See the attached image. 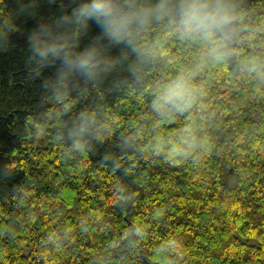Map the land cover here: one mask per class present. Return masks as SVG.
Listing matches in <instances>:
<instances>
[{
    "label": "trees",
    "instance_id": "trees-1",
    "mask_svg": "<svg viewBox=\"0 0 264 264\" xmlns=\"http://www.w3.org/2000/svg\"><path fill=\"white\" fill-rule=\"evenodd\" d=\"M79 2L42 0L39 14ZM231 3L223 61L156 25L142 39L154 58L129 53L57 97L44 86L57 66L28 62L39 16L0 0V32L14 25L0 43V264H264V0ZM100 32L91 22L81 46ZM201 61L199 103L154 112L157 85ZM86 111L97 122L76 147L69 132ZM185 127L197 146L179 151Z\"/></svg>",
    "mask_w": 264,
    "mask_h": 264
},
{
    "label": "clouds",
    "instance_id": "clouds-1",
    "mask_svg": "<svg viewBox=\"0 0 264 264\" xmlns=\"http://www.w3.org/2000/svg\"><path fill=\"white\" fill-rule=\"evenodd\" d=\"M42 0H18L19 14L39 16L38 23L27 35L28 62L37 70L56 65L54 76L44 81L59 97L73 87L76 76L95 82L117 64L127 60L129 53L143 62L156 56V49L142 43L145 33L159 25L167 34L198 41L203 58L209 62L223 61L235 34V11L231 0H80L70 11L52 18L39 14ZM55 3L56 0H49ZM63 8V3L61 4ZM101 32L87 45L80 37L91 22ZM14 25L0 32V43L7 40ZM124 46L119 56L111 47ZM204 67L197 62L160 82L152 99V109L161 117L191 110L200 101L201 89L196 76ZM97 122L95 112H82L73 121L69 136L79 147ZM177 149L185 151L197 146L194 129H181Z\"/></svg>",
    "mask_w": 264,
    "mask_h": 264
},
{
    "label": "rangeland",
    "instance_id": "rangeland-1",
    "mask_svg": "<svg viewBox=\"0 0 264 264\" xmlns=\"http://www.w3.org/2000/svg\"><path fill=\"white\" fill-rule=\"evenodd\" d=\"M41 140H43V144H46V134H45V129L43 127L39 128L38 134L36 136V141L38 143L42 142Z\"/></svg>",
    "mask_w": 264,
    "mask_h": 264
}]
</instances>
